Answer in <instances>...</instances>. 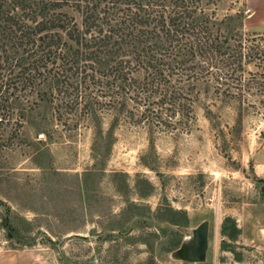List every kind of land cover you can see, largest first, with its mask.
I'll use <instances>...</instances> for the list:
<instances>
[{
  "label": "rangeland",
  "instance_id": "rangeland-1",
  "mask_svg": "<svg viewBox=\"0 0 264 264\" xmlns=\"http://www.w3.org/2000/svg\"><path fill=\"white\" fill-rule=\"evenodd\" d=\"M216 5L264 47L248 0ZM249 70L239 108L200 101L179 135L120 123L107 137L105 119L96 139L48 104L15 110L0 124V264H187L170 254L205 220L201 264H264L263 63Z\"/></svg>",
  "mask_w": 264,
  "mask_h": 264
},
{
  "label": "trees",
  "instance_id": "trees-1",
  "mask_svg": "<svg viewBox=\"0 0 264 264\" xmlns=\"http://www.w3.org/2000/svg\"><path fill=\"white\" fill-rule=\"evenodd\" d=\"M217 2L0 0V124L45 103L96 139L105 119L107 137L120 123L179 135L200 101L239 108L264 47Z\"/></svg>",
  "mask_w": 264,
  "mask_h": 264
},
{
  "label": "water",
  "instance_id": "water-1",
  "mask_svg": "<svg viewBox=\"0 0 264 264\" xmlns=\"http://www.w3.org/2000/svg\"><path fill=\"white\" fill-rule=\"evenodd\" d=\"M209 222H201L185 236L179 248L170 254V259L187 264L204 263L209 247Z\"/></svg>",
  "mask_w": 264,
  "mask_h": 264
},
{
  "label": "crops",
  "instance_id": "crops-1",
  "mask_svg": "<svg viewBox=\"0 0 264 264\" xmlns=\"http://www.w3.org/2000/svg\"><path fill=\"white\" fill-rule=\"evenodd\" d=\"M248 22L257 36L264 37V0H248Z\"/></svg>",
  "mask_w": 264,
  "mask_h": 264
}]
</instances>
